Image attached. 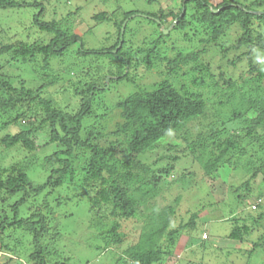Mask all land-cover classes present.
I'll return each instance as SVG.
<instances>
[{"label": "trees", "instance_id": "1", "mask_svg": "<svg viewBox=\"0 0 264 264\" xmlns=\"http://www.w3.org/2000/svg\"><path fill=\"white\" fill-rule=\"evenodd\" d=\"M177 1L169 10L160 4L154 11L119 8L112 16L108 11L96 14L97 22H113L118 35L107 47L91 48L86 47L84 35L68 24L72 19L46 20L43 2L0 0V10L23 4L42 6L33 16L31 29L51 34L48 42L29 41L31 36L15 41L3 37L0 45V131L7 130L0 136V154L14 156L7 164L0 161V250L15 254L17 264H101L98 255L102 253L118 254L111 264H175L182 231L203 236L200 247L208 248L209 214L204 220L198 211L193 212L187 222L175 227L181 197L176 205L166 206L151 200L162 193L164 177L182 156L187 154L193 166H201L205 178H212L223 164H238L233 159L238 151L246 154L248 143L264 141L260 131L264 129V0ZM139 17L147 19L145 28ZM235 25L242 32L230 43L228 32ZM201 33L208 36L200 38L204 43L200 50L176 52L178 36L183 34L190 41ZM210 44L224 55L240 52L229 63L237 65L245 57L248 70L233 78L219 65L216 80L209 62L202 61ZM76 47V59L107 58L110 65L106 69L98 64L97 77L78 72L67 80L64 71L83 68L82 64L76 60L55 71L52 60ZM40 57L45 73L38 85L6 71L13 62L34 66ZM159 65L166 66L161 78L144 84L145 75L153 74ZM182 65L190 67L187 74L194 73L191 85L182 80ZM63 77L69 82L58 86ZM112 84L131 85L133 90L108 105L102 95ZM64 95L71 99L61 101ZM96 101L103 102L105 113H98ZM108 110L112 120L118 118L111 130L106 127ZM251 110L256 116H248ZM161 144H168L167 153L157 161L142 158ZM245 165L250 177L231 191L239 206L241 201L250 204L253 194L261 202L264 199V159ZM190 168L189 177L194 179L198 172ZM33 170H38L39 181L31 178ZM242 187L250 195L241 194ZM78 208L86 214L78 213ZM66 219L77 227L67 230ZM231 220L234 227L227 238L241 243L259 223L238 216ZM84 226L87 232L80 235ZM67 241L74 243L70 252L81 248L83 254L69 253ZM252 244L247 251L250 257L264 246V235ZM21 247L28 251L27 261L19 259ZM220 249L233 253L230 248Z\"/></svg>", "mask_w": 264, "mask_h": 264}, {"label": "rangeland", "instance_id": "2", "mask_svg": "<svg viewBox=\"0 0 264 264\" xmlns=\"http://www.w3.org/2000/svg\"><path fill=\"white\" fill-rule=\"evenodd\" d=\"M22 3L25 1H36V0H20ZM44 3L45 5V12H44V18L46 20H65L66 18L72 19L68 24L73 28L74 32H77L79 34L84 35V42L86 47H107L114 43L115 39L117 38V27L113 24V22L109 21H103V22H97L94 19V16L102 11H108L110 15L112 16L113 12L118 10L119 8L122 10H130L138 8L142 11H154L156 10L160 4H162L163 7H165L167 10L172 8L173 4L178 2L177 0H158L157 2L160 4L151 5L146 0H37ZM220 0L216 1L219 2ZM244 1V0H240ZM251 0H247V2H250ZM42 6L36 5H22L21 7L16 8H9V9H2L0 10V30L4 29L3 33H0V45L2 43L3 37L5 38H11L14 41L17 39L25 38L28 36L29 41L33 40H39L40 38H43L45 42H48L49 38L51 37V34L48 33H41L37 28L31 29L33 16L34 14L38 13L40 9H42ZM178 10V7L176 8ZM142 14V13H140ZM139 20L141 22H144L142 25L143 28L146 27L147 19H143L139 17ZM255 26L259 24L258 21H255ZM170 29V28H169ZM146 31V30H145ZM241 29L238 25L233 26L230 31L228 32V37L230 40V43H235L237 40L239 34L241 33ZM46 34V35H45ZM190 35H193V31H190ZM208 36L207 33H201L198 37H192L190 41L184 40L183 34L181 36H178L180 38H177L176 41L179 42L177 45L179 50L184 52H191L193 50H200L204 43L200 41L201 37ZM2 37V38H1ZM168 49L167 51H169ZM209 52L203 54L202 61L207 63L209 62L212 72L215 74V79H219V72L220 69L218 68L219 65L222 66V69L226 72V75L228 77L233 78H239V76L246 70H248L249 61L244 57L240 62L237 63V65H232L229 63V60H232L238 53L237 51H231L229 54L224 55L220 48H218L217 45L213 44L209 45ZM77 47L73 50H69L64 57L52 60L53 62V70H59L60 67L63 65H71L72 63L78 59H76L77 56ZM171 51V50H170ZM175 52V53H176ZM170 54V52H169ZM173 54V51L171 52V55ZM91 57V56H90ZM41 58V57H40ZM92 58V57H91ZM93 60L89 58V61L87 62L86 58H79V62L82 64L83 68H78L77 70H70V71H64L67 75V80L71 77H75L78 72H81L83 74L89 73V77L95 76L96 66L99 64L101 66H107L110 65V62L107 58H101L98 60ZM5 60L2 61V63ZM43 58L39 60V62H36L34 65L36 67L35 71L34 66L31 65H25L21 62H13V64L6 65V71L13 75V77L17 78H24L27 79L29 82V85H38V81L40 83L39 77H41L44 72L42 68L40 67L42 64ZM91 62V63H90ZM90 65L91 68H90ZM166 66L159 65V67L154 68L152 70L153 74L145 75L144 79L142 80L144 84L150 85V83H153L161 78V72L165 71ZM190 71L189 66L182 65L181 69V75L185 73V77L182 79L184 83H188L191 85L192 75L194 74H187V72ZM51 71H49L50 73ZM105 73V71H104ZM204 73H196L195 76H203ZM103 75V72L101 76ZM183 75V76H184ZM100 76V75H99ZM165 76V75H164ZM97 77V76H95ZM109 76L107 77L106 81L108 80ZM65 77L57 84L58 86H61L62 83H67ZM113 85V84H112ZM226 87V86H225ZM149 88V87H148ZM62 90V89H61ZM133 88L131 85L127 84H120V85H113L112 89L102 95L103 102H106L108 105L112 104L115 101V98L123 97V95L129 93L132 91ZM69 92L66 94L68 95ZM71 96V94L69 95ZM64 95L61 99V101H65V99L68 100L69 97H66ZM71 99V97L69 98ZM215 100V98H214ZM216 101V100H215ZM78 99L74 101V103H77ZM103 102L100 104L99 102H95V105L100 106L98 107V113L103 114L106 110L103 108ZM235 103L237 101H234ZM234 105V103H233ZM77 106V105H75ZM227 112V111H226ZM107 113L110 115V111L108 110ZM257 112L251 110L250 117L256 116ZM112 116L108 117L109 120L106 121V127L107 130H111L115 126V122L117 121L116 118H111ZM91 121V120H90ZM89 121V122H90ZM1 123V120H0ZM25 123L21 122V125L24 127ZM239 128V127H237ZM231 130H234L232 128ZM260 131H264V129H260ZM5 133H7V130H1L0 136H3ZM47 135V136H46ZM46 137L48 138V134L46 133ZM249 140V138H247ZM246 140V143H247ZM246 147V154L241 155V152L238 151L236 153L237 157L233 159V162H236V160L239 162L236 165H230V164H223L216 174H214L211 177L205 178L203 176L204 170L201 168V166L192 165L191 159L187 154L186 156H182V159L180 162L176 165L174 170L171 172L170 175L164 177L163 182V191L161 194H159L156 198L151 200L152 204H158L159 206H166L169 204L176 205L177 197H181L180 201V208L178 209V215L176 217V220L173 222V226L178 227L181 222H187L193 212L198 211L199 216L201 218H204L208 214L211 216V222L209 225L211 239L208 240L206 250L203 249V247H200V240L202 241V237L199 236H191L186 231H182L181 235L179 237L178 243L176 245L175 249V255H176V262L175 264H190L191 262H194V264H247L248 262L250 264H264V246L258 247L255 251H253V255L250 257L248 256L247 251L250 250L253 247L252 241H256L260 239L264 235V219H260V214L264 213V199L261 202L260 199H258V195L256 196L253 194L250 196V204H246L243 201L240 203L236 201L235 196L231 193L235 189V186H241L248 178L250 177L251 172H247L246 169V163L256 162L257 164L260 163V159H264V141L262 143L254 140L252 143H248ZM55 145L51 147V149H55ZM168 144H161L156 145V147L150 151V153H147L142 158L144 160H147L148 162H155L157 161V157L167 153ZM244 150V149H243ZM242 150V151H243ZM186 153V152H184ZM11 154H7V156L4 154H0V161L3 160V162L10 161L13 157H11ZM126 154H124L122 157H126ZM239 158V159H238ZM16 159V158H15ZM14 160V159H13ZM84 161V159L79 160L78 166L81 165V163ZM9 163V162H8ZM7 164V163H6ZM190 166L196 168V171L198 172V175L194 179H191L189 177V172L192 170ZM193 168V169H194ZM238 168V169H237ZM236 170V171H235ZM195 171V170H194ZM38 170H33L31 172V178L33 180L39 181L40 178L37 175ZM260 179V178H259ZM243 190L241 194H248L245 191V188L242 187ZM251 193V192H250ZM250 193L248 195H250ZM254 193H256L254 191ZM240 195V193H238ZM261 204V207L258 206V204ZM244 205V206H243ZM79 209V208H78ZM204 209V210H203ZM141 210H145L143 207H141ZM78 213L80 214H86V211L83 209H79ZM238 217H244L249 218V220H258L259 223L255 224L254 229L252 231L251 235H247L246 240L244 242H239L235 240H230L227 238V235L229 232L233 229V223L232 220L235 218V216ZM233 216V217H232ZM81 218V216H79ZM229 217V218H228ZM225 218V219H224ZM230 219V220H229ZM80 224V221H78L77 225ZM64 227L67 230H73L75 229L76 223L73 222L71 219H66L64 221ZM134 224H132L133 229ZM139 229V228H137ZM83 232L86 231V226H84L80 231L79 234L82 235ZM139 230H137V233ZM136 233V232H134ZM78 234V236H79ZM19 236H22L21 233H19ZM132 236H135V234H132ZM208 236L207 233H204V237ZM23 239V238H22ZM83 241V239H82ZM67 248V251L69 253L72 249H69L74 244L72 241L65 242ZM85 243L83 242V245ZM228 250L229 248L233 250L232 254H227L226 252L223 253L220 249ZM113 248V247H111ZM81 248H77L73 253L74 255H80L82 253ZM117 253H121V250H117ZM108 253H102L98 256L100 257L99 260L101 261V264H111L113 263L112 258L114 259L115 256L118 257V254L113 253L114 255H110ZM28 251H24V247H21L20 250V256L19 259L27 261ZM16 260H18V257L15 256V254H11L7 252L6 250H0V264H17ZM179 260V261H178ZM167 263V262H166ZM169 263V262H168ZM167 263V264H168ZM28 264V263H27Z\"/></svg>", "mask_w": 264, "mask_h": 264}, {"label": "water", "instance_id": "3", "mask_svg": "<svg viewBox=\"0 0 264 264\" xmlns=\"http://www.w3.org/2000/svg\"><path fill=\"white\" fill-rule=\"evenodd\" d=\"M125 26H126V23L123 24L122 32H124V28H125ZM168 31H169V29H165V32H166V33H168ZM119 47H120V45L118 46V48H119ZM118 48H117L115 51H117Z\"/></svg>", "mask_w": 264, "mask_h": 264}]
</instances>
